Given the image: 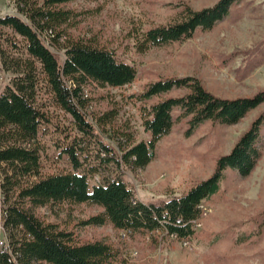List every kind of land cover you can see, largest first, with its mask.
I'll return each instance as SVG.
<instances>
[{
  "label": "trees",
  "instance_id": "16d2710c",
  "mask_svg": "<svg viewBox=\"0 0 264 264\" xmlns=\"http://www.w3.org/2000/svg\"><path fill=\"white\" fill-rule=\"evenodd\" d=\"M71 1L17 0L20 15L0 17V33L7 45L0 49V63L13 73L0 91L1 218L12 251L0 248V264H131L107 241H83L74 230L36 214L38 208L61 204L98 207L100 212L83 225L110 224L129 235L161 231L190 243L203 216L202 205L220 191L226 171L247 177L263 154L261 114L232 150L218 157L211 176L179 195L140 200L126 173L144 169L175 124L186 120V136L207 122L237 124L264 103V89L253 96L227 98L205 88L195 76L151 81L141 92L125 97L149 135L140 139L129 119L120 122L118 104L91 110L94 97L89 90L123 88L134 82L137 69L117 49L69 32L77 18L66 7ZM241 1L219 0L201 10L185 6L173 22L147 29L136 46L144 51L190 39L198 31L212 29ZM52 47L63 51V61ZM60 114L71 117L68 125L54 121ZM50 128L56 135L53 144L69 168L45 169L43 137ZM246 224L252 230L237 242L262 235L264 210L238 226Z\"/></svg>",
  "mask_w": 264,
  "mask_h": 264
},
{
  "label": "rangeland",
  "instance_id": "374dc122",
  "mask_svg": "<svg viewBox=\"0 0 264 264\" xmlns=\"http://www.w3.org/2000/svg\"><path fill=\"white\" fill-rule=\"evenodd\" d=\"M219 0H73L66 7L77 14L69 32L75 37L95 40L115 48L137 69V76L123 88L93 87V111L110 104L121 106L120 122L130 120L138 138H149L139 114L125 97L141 92L147 83L163 77L195 76L205 88L221 97L253 96L264 89V0H242L230 14L192 38L167 45L138 50L147 29L173 22L185 6L194 10L212 7ZM20 15L17 0H0V17ZM9 33V29L3 28ZM0 33V49H6ZM59 61L63 51L52 47ZM13 77L0 63V91ZM264 114V103L239 123L218 126L210 122L186 136V120L174 125L157 144L156 157L142 170L127 171L125 179L136 196L145 202L179 195L200 180L211 176L219 156L228 154L252 123ZM58 115V114H57ZM71 117L60 114L55 122L68 125ZM50 128L43 137L46 170L69 168L66 157L54 146ZM97 177L91 180L93 184ZM264 210V150L255 169L241 177L228 169L220 191L205 204L190 243L161 231L150 235H123L110 224L83 225L100 212L88 204L42 207L36 214L46 222L74 230L81 240L102 239L120 251L131 264H264V229L259 238L244 242L236 239L252 230L251 224L238 226ZM1 239H5L2 230Z\"/></svg>",
  "mask_w": 264,
  "mask_h": 264
},
{
  "label": "built area",
  "instance_id": "2783aa9c",
  "mask_svg": "<svg viewBox=\"0 0 264 264\" xmlns=\"http://www.w3.org/2000/svg\"><path fill=\"white\" fill-rule=\"evenodd\" d=\"M1 207H2V201H1V199H0V218H1V212H2ZM202 209H203V212H204L205 205H202ZM198 223H199V221L196 223V226H197ZM195 228H196V227H195ZM0 233H1V227H0ZM127 233H128V231H126V230H123V231H122V234H123V235H127ZM186 243L188 244V242H186ZM0 248H6L7 251L10 252V253L12 254V251L9 250V247H5V246H3L2 241H1V235H0ZM12 258H13L14 261H16V258H15L14 255H12Z\"/></svg>",
  "mask_w": 264,
  "mask_h": 264
},
{
  "label": "bare ground",
  "instance_id": "6f19581e",
  "mask_svg": "<svg viewBox=\"0 0 264 264\" xmlns=\"http://www.w3.org/2000/svg\"><path fill=\"white\" fill-rule=\"evenodd\" d=\"M0 227H1V231L4 230V228L2 226V218H0ZM1 241H2L3 246L9 247L8 240H7V237L6 236H5V239H1ZM3 249L4 250H7L6 248H3Z\"/></svg>",
  "mask_w": 264,
  "mask_h": 264
}]
</instances>
